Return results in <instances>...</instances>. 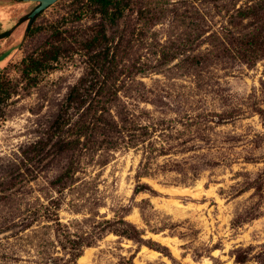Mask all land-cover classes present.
<instances>
[{"label": "rangeland", "instance_id": "374dc122", "mask_svg": "<svg viewBox=\"0 0 264 264\" xmlns=\"http://www.w3.org/2000/svg\"><path fill=\"white\" fill-rule=\"evenodd\" d=\"M121 1L112 22L91 0L33 19L38 2L0 0V264H264V55L245 44L264 0ZM46 48L59 61L28 85ZM84 76L93 102L52 135Z\"/></svg>", "mask_w": 264, "mask_h": 264}, {"label": "trees", "instance_id": "16d2710c", "mask_svg": "<svg viewBox=\"0 0 264 264\" xmlns=\"http://www.w3.org/2000/svg\"><path fill=\"white\" fill-rule=\"evenodd\" d=\"M93 5L96 6L97 12L101 13L104 17L111 20L112 22L116 21L123 12V4L121 0H91ZM38 14L37 16H39ZM36 16V17H37ZM30 17V14L28 15ZM38 28V27H37ZM9 30L5 31L3 34L8 35ZM2 35V34H1ZM103 40L108 41L106 34L105 25L102 24L99 32L92 39L87 42L89 47H95L100 43H103ZM245 44L253 47V51L262 50L260 55H264V34L254 33L248 40L245 41ZM258 46V47H257ZM105 51H100L96 54L97 61L104 58ZM60 58L59 52L55 48H46L40 54L34 56L25 57L21 62L20 72L25 80L28 81V85L36 84L38 81V74L44 70L54 69V63L58 62ZM97 65H93L92 71L97 72ZM97 82L94 79H89L88 77H81L77 83H75L69 90L66 99L59 113L57 114L55 120L51 126L52 135L63 136L65 133H69L71 130L70 126L72 123V110L78 109L81 106H84L88 101L92 93L96 89ZM98 86V85H97ZM102 85L99 86L101 88ZM98 88V89H99ZM103 87L100 89V91ZM13 92L12 81L11 79L4 78L0 79V103H4L11 96ZM97 92V91H96ZM101 93V92H100ZM91 103L94 99L90 98ZM98 103L102 100H97ZM90 103V104H91ZM3 108L0 106V116H2ZM72 123V124H71ZM83 126L80 125L76 128L77 133H82ZM74 140H62L59 147L64 150L72 149L74 146ZM73 171V167L69 166L63 173H61L57 178H55L54 183L61 184L66 183L69 176ZM145 190H151L150 186L147 184H138L135 188V192L139 193ZM138 231V230H137ZM140 235V233H139ZM246 258L238 257V262L244 263Z\"/></svg>", "mask_w": 264, "mask_h": 264}, {"label": "water", "instance_id": "95a60500", "mask_svg": "<svg viewBox=\"0 0 264 264\" xmlns=\"http://www.w3.org/2000/svg\"><path fill=\"white\" fill-rule=\"evenodd\" d=\"M15 1L38 2V5L30 12V18L33 19L43 10H45L48 6H50L51 4L55 3L58 0H15Z\"/></svg>", "mask_w": 264, "mask_h": 264}]
</instances>
